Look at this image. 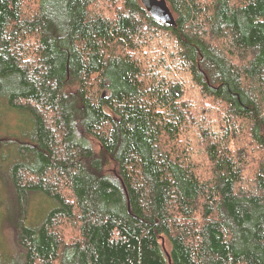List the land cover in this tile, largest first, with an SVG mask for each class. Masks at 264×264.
Instances as JSON below:
<instances>
[{"label":"trees","instance_id":"1","mask_svg":"<svg viewBox=\"0 0 264 264\" xmlns=\"http://www.w3.org/2000/svg\"><path fill=\"white\" fill-rule=\"evenodd\" d=\"M166 4L0 0V264H264V0Z\"/></svg>","mask_w":264,"mask_h":264},{"label":"rangeland","instance_id":"2","mask_svg":"<svg viewBox=\"0 0 264 264\" xmlns=\"http://www.w3.org/2000/svg\"><path fill=\"white\" fill-rule=\"evenodd\" d=\"M8 112H18V111H8ZM27 120V119H26ZM19 117L15 116L13 120L8 122V129L19 130ZM27 122V121H26ZM2 188V185L0 186ZM0 188V197H3ZM31 207H30V221L33 223L40 222L45 216L51 203L48 197L40 192H31ZM3 207L0 206V247L3 248L11 256H20L22 250L16 241V230L13 226L8 224L6 220L3 219Z\"/></svg>","mask_w":264,"mask_h":264},{"label":"water","instance_id":"3","mask_svg":"<svg viewBox=\"0 0 264 264\" xmlns=\"http://www.w3.org/2000/svg\"><path fill=\"white\" fill-rule=\"evenodd\" d=\"M146 10L157 20L175 24V18L166 4V0H141Z\"/></svg>","mask_w":264,"mask_h":264}]
</instances>
